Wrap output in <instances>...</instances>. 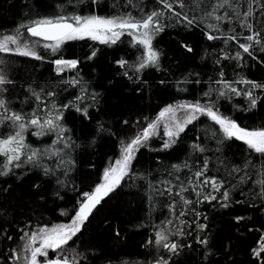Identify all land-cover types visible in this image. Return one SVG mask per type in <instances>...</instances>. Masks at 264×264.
Returning <instances> with one entry per match:
<instances>
[{"label": "trees", "instance_id": "16d2710c", "mask_svg": "<svg viewBox=\"0 0 264 264\" xmlns=\"http://www.w3.org/2000/svg\"><path fill=\"white\" fill-rule=\"evenodd\" d=\"M169 2L172 10L161 0H0V33L59 16L141 19L163 13V30L153 40L159 62L139 73L135 66L143 49L128 34L115 44L85 38L56 51L42 46L37 51L42 59L0 52V69L10 81L1 95L7 113L0 109V115L19 113L27 122L33 113L42 120L62 113L64 129L37 136L38 128L29 127L25 143L42 155L35 162L22 156L20 167L0 175V264H16L12 252L22 248L25 232L70 221L85 199L82 194L94 191L123 146L166 106L214 102L220 114L241 127L264 128V88L241 82L264 85V0H229L223 7H218L223 0H183V8L178 0ZM249 6L252 15L246 18ZM184 15L194 22L188 24ZM256 31L261 44L253 43L252 55L244 53L239 44L249 43L245 37ZM208 34L218 38L209 40ZM233 35L235 41L229 39ZM61 58L79 63L57 73L54 61ZM120 59L128 62L125 67L117 64ZM221 80L240 94L224 89ZM222 89L227 95H219ZM247 91L257 98L255 107ZM13 131L11 121L0 124V138ZM165 141L162 135L152 137L135 152L129 174L64 247L67 257L77 264H264V257L258 260L252 251L264 237V154L226 137L203 115L170 148H163ZM4 161L0 156V172ZM198 171H203L199 178ZM212 177L218 191L203 184ZM158 231L168 236L163 243L179 246L175 252L156 243Z\"/></svg>", "mask_w": 264, "mask_h": 264}, {"label": "snow or ice", "instance_id": "6c2138e0", "mask_svg": "<svg viewBox=\"0 0 264 264\" xmlns=\"http://www.w3.org/2000/svg\"><path fill=\"white\" fill-rule=\"evenodd\" d=\"M178 2L180 3V7L183 8V0H178ZM161 3L164 8L172 10L173 4L170 3L169 0H161ZM227 3H229V0H223V3L219 4L218 7H223L224 4ZM174 14L179 15V13ZM208 14L211 15V13ZM161 15H163L162 12L153 11L141 19H136L131 14L114 17H102L98 15H75L71 17L59 16L56 18H44L33 21L32 25L27 27V32L32 37L41 38L45 41H52L53 43L45 44L44 47L51 48L53 51L58 50L60 46L67 41L89 38L105 44H115L122 35H131L133 37L134 45H138L143 49L142 55L138 58V63L135 66V71L139 73L141 70L150 66H155L159 62V52L154 48L153 40L155 36L163 30L159 19ZM251 15V6H249V11L245 13V17L247 18ZM183 19L187 21L188 24L194 22V19H189L187 15H184ZM216 19L221 20L224 19V17L217 16ZM243 26L248 29L253 27L252 24L246 22H243ZM209 27L214 28L215 25H209ZM207 38L213 40L218 37L208 34ZM229 39L235 41L237 37L233 35L229 37ZM245 39L249 43H241L239 44V47L243 49L244 53L252 55L250 49H252L253 43L261 44V33L258 31L252 32V34L247 35ZM9 45H15L16 47L11 48ZM182 47L188 52L192 51V48L189 45H182ZM0 52H14L18 55L42 59V57L27 43L21 45L19 41V29L17 30L16 35H7L0 39ZM95 55L96 52L93 51L89 56V59ZM236 56L239 58L240 53L238 52ZM54 63L56 65L57 73H60L65 69L76 68L79 61L77 59L61 58L56 59ZM127 63L128 62L124 59L117 61V64L121 67H125ZM221 76H223V73H221ZM8 82L10 81H7L6 77L0 74V85ZM241 82L251 84L252 88H264V85L255 82ZM218 83L223 84L224 89L237 95L240 94L237 89L231 87L229 82L221 80L218 81ZM48 95H53V93H49ZM209 95L210 93H205V96ZM219 95L225 96L227 95V92L222 89L219 92ZM244 95L249 99L250 106L255 107L257 104V98L254 97L252 91H247ZM37 99H39L38 96ZM53 107H55V105H53ZM64 107H68V105H65ZM0 109H4V112L7 113V108L3 99H0ZM181 110L184 112L182 119L178 118L176 115V113ZM85 115H87L86 110ZM202 115L207 116L213 122L218 124L226 137H234L241 140L255 152L264 154V128L250 130L246 127H241L235 120L220 114L219 109L215 108L214 102L201 104L199 101H196L194 103L182 102L176 106L168 105L160 111L155 120L148 123L147 127L143 129L142 134L137 135L129 143L123 146L121 158L117 159L114 165L104 170L103 182L97 184L94 191L82 194L85 199L80 203L70 224L54 225L51 228L44 226L37 231H33L31 234L27 232L24 233L21 239L23 240L27 237V242L23 249L26 253L23 256L25 264H77L75 258L70 261L67 256H57L56 258L48 259V253L50 250L53 252L63 250L64 246L80 232L81 227L84 225L85 221L88 220L94 209H96L97 206L101 204L102 200L121 184L124 177L129 174L135 152H137L139 148L155 134L161 120H165V118L168 120V122L164 124V135L168 137V140L163 144V148L168 149L176 142V138L185 131L187 125L196 121L199 116ZM62 118L63 114L58 113L56 115L49 114L47 118L42 120L41 117L33 113L32 118L25 122V117L19 113L0 115V124H3L5 120L11 121L12 127L14 128L12 133L6 137L0 138V156L5 158L3 171L0 172V175H7L12 167H20L19 162H21L22 156H26L27 162H35L42 155L40 150L31 149L25 143L24 134L29 127L36 126L38 128V131L33 133L37 136L44 135L45 130H56L62 134L64 129L59 125V121ZM194 147L203 151L202 148H199V145H195ZM204 167L205 169L207 168V162H205ZM195 175L199 178L203 175V171H198ZM203 184H211L214 190H219V182L215 177L205 179ZM184 191H186V189H184ZM262 192H264V189H262ZM197 194L199 195V193ZM205 199L214 200L216 197L208 196L205 197ZM223 199L225 201L229 199V193L227 190L223 193ZM184 202L186 204L191 203V201L188 200H185ZM222 206L226 208L228 207V204L225 203ZM181 215H183V213H181ZM241 219L243 218L237 217L238 221ZM201 227H206V225H201ZM8 238L11 239V237ZM167 239L168 236L163 234L162 231L156 233L157 244H161ZM206 242V240L201 241V243ZM37 243L38 246H36ZM163 247L175 252L179 246L176 243H163ZM252 251L253 255L258 260L264 257V237H261V242H259L258 247ZM40 257L44 258L43 262L39 259ZM12 259H21V256L16 250H13L12 252ZM157 264H160V261H157Z\"/></svg>", "mask_w": 264, "mask_h": 264}, {"label": "rangeland", "instance_id": "374dc122", "mask_svg": "<svg viewBox=\"0 0 264 264\" xmlns=\"http://www.w3.org/2000/svg\"><path fill=\"white\" fill-rule=\"evenodd\" d=\"M27 27H29V26H27ZM27 27H25V28H23V29H22V28H18V29H19V41H20L21 45L27 43L31 48H33V49L37 52L38 49H39L40 47H42V46L44 47L45 44L53 43V42L43 41V40H41V39H38V38L32 37L31 35L28 34V32H27ZM18 29L1 32V33H0V39H2L4 36H7V35H16ZM9 47H11V48H15L16 46H15V45H9ZM44 48H45V47H44ZM3 72H4V71H1V69H0V74H2V75L5 76V74H4ZM0 89H2V90H0V99H1V95H3V92H4V84H3V85H0ZM176 105H179V104H176ZM176 105H173V106H176ZM176 115H177L178 118L182 119L183 116H184V112H183L182 110H181V111H178V112L176 113ZM156 118H157V117H156ZM156 118H154L153 120H155ZM153 120H152V121H153ZM152 121H151V122H152ZM166 122H168L167 118H165V120H161V121H160L159 126H158V128H157L155 134H154L152 137H160V135H162V136H164V137L168 140V137H167L166 135H164V131H165V129H164V124H165ZM34 127L37 128L36 126H34ZM140 134H142V133H140ZM152 137H151V138H152ZM151 138H150V139H151ZM150 139L147 140L144 144H147V143L150 141ZM128 143H129V142H128ZM126 144H127V143H126ZM126 144H125V145H126ZM144 144H143V145H144ZM121 155H122V150H121L119 156L115 159V161H116L117 159L121 158ZM115 161L112 163V165H114ZM112 165H111V166H112ZM102 182H103V179H102ZM102 182H101V183H102ZM71 221H72V219H71L70 221L61 222V223H58V224H56V225H59V224H70ZM49 228H51V227H49ZM36 231H37V230H36ZM26 242H27V238H26V240H25V242H24L22 248L17 252V253L21 256V259L17 260V261H16V264H25V261H24V259H23V256H24L26 253L23 251V249H24V245H25ZM36 246H38V243H37ZM65 246H66V245H65ZM65 246H64V247H65ZM51 252H53V251L50 250L49 253H48V259H53V258H56L57 256H60V257L67 256L64 250H58V251H56V252H53V253H55V255H53L54 257L51 258V257H50V253H51ZM39 259L41 260V262H43V260H44L43 257H40ZM69 260H70V259H69ZM70 261H71V260H70ZM159 261H160V264H165V260H159ZM128 264H139V263H128ZM140 264H141V263H140ZM152 264H157V261L154 262V263H152Z\"/></svg>", "mask_w": 264, "mask_h": 264}, {"label": "water", "instance_id": "95a60500", "mask_svg": "<svg viewBox=\"0 0 264 264\" xmlns=\"http://www.w3.org/2000/svg\"><path fill=\"white\" fill-rule=\"evenodd\" d=\"M35 38H37V37H35ZM38 39H41V38H38ZM41 40H43V39H41ZM43 41H45V40H43ZM48 42H52V41H48Z\"/></svg>", "mask_w": 264, "mask_h": 264}]
</instances>
